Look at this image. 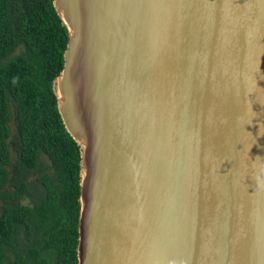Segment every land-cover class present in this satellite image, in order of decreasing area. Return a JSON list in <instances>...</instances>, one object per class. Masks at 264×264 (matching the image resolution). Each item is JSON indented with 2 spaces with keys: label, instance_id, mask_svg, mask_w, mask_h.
Instances as JSON below:
<instances>
[{
  "label": "water",
  "instance_id": "1",
  "mask_svg": "<svg viewBox=\"0 0 264 264\" xmlns=\"http://www.w3.org/2000/svg\"><path fill=\"white\" fill-rule=\"evenodd\" d=\"M52 4L76 264H264V0Z\"/></svg>",
  "mask_w": 264,
  "mask_h": 264
},
{
  "label": "trees",
  "instance_id": "2",
  "mask_svg": "<svg viewBox=\"0 0 264 264\" xmlns=\"http://www.w3.org/2000/svg\"><path fill=\"white\" fill-rule=\"evenodd\" d=\"M66 41L52 0H0V264L77 261L79 147L51 87ZM34 170L30 185L26 177ZM25 196L29 203L20 201Z\"/></svg>",
  "mask_w": 264,
  "mask_h": 264
},
{
  "label": "rangeland",
  "instance_id": "3",
  "mask_svg": "<svg viewBox=\"0 0 264 264\" xmlns=\"http://www.w3.org/2000/svg\"><path fill=\"white\" fill-rule=\"evenodd\" d=\"M19 49L17 48L15 50V52H17ZM10 113H11V116L8 120V127H9V131L11 134L14 133L15 131V126H14V109L13 107L10 105ZM9 148H10V155H11V159L14 160L15 158V152L12 148V144L9 143ZM40 159L43 161V164L44 166H46V170L51 173L52 170L51 168L48 166L49 164V160L46 158V156L44 154H40ZM35 175H36V171H32L31 173L28 174V176L26 177V180L27 182L30 184V185H33L34 183V178H35ZM31 197V196H30ZM30 197L29 196H25L24 198L20 199L21 202H24V203H29L30 202ZM0 204H1V200H0Z\"/></svg>",
  "mask_w": 264,
  "mask_h": 264
}]
</instances>
